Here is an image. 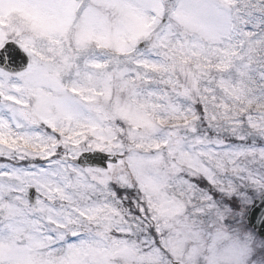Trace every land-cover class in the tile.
<instances>
[{"label": "snow or ice", "instance_id": "obj_1", "mask_svg": "<svg viewBox=\"0 0 264 264\" xmlns=\"http://www.w3.org/2000/svg\"><path fill=\"white\" fill-rule=\"evenodd\" d=\"M0 264H264V0H0Z\"/></svg>", "mask_w": 264, "mask_h": 264}]
</instances>
